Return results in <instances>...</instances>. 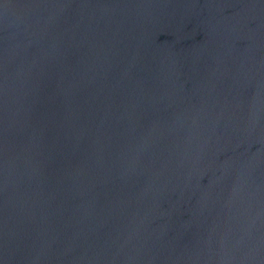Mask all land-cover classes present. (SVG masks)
<instances>
[{
    "label": "water",
    "instance_id": "1",
    "mask_svg": "<svg viewBox=\"0 0 264 264\" xmlns=\"http://www.w3.org/2000/svg\"><path fill=\"white\" fill-rule=\"evenodd\" d=\"M0 264H264V0H0Z\"/></svg>",
    "mask_w": 264,
    "mask_h": 264
}]
</instances>
